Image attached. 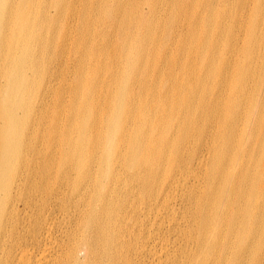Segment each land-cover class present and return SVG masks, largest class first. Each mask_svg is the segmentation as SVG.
<instances>
[{"label":"bare ground","instance_id":"bare-ground-1","mask_svg":"<svg viewBox=\"0 0 264 264\" xmlns=\"http://www.w3.org/2000/svg\"><path fill=\"white\" fill-rule=\"evenodd\" d=\"M0 264H264V0H0Z\"/></svg>","mask_w":264,"mask_h":264},{"label":"rangeland","instance_id":"rangeland-1","mask_svg":"<svg viewBox=\"0 0 264 264\" xmlns=\"http://www.w3.org/2000/svg\"><path fill=\"white\" fill-rule=\"evenodd\" d=\"M163 7L165 8L166 5H164ZM142 10H143V11H142V12H143V16H144V17H147L148 14H147V9H146V7L144 6ZM50 13H51V12H50ZM51 14H52V13H51ZM163 19H164V16H163ZM158 23H159V22H158ZM159 24H160V23H159ZM71 25H72V24H69V26H71ZM69 79H71V77H69ZM64 97H65V98H68L67 95H64Z\"/></svg>","mask_w":264,"mask_h":264}]
</instances>
